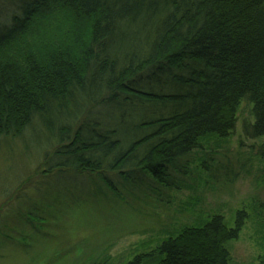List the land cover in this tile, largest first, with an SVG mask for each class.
I'll use <instances>...</instances> for the list:
<instances>
[{
  "label": "trees",
  "instance_id": "trees-1",
  "mask_svg": "<svg viewBox=\"0 0 264 264\" xmlns=\"http://www.w3.org/2000/svg\"><path fill=\"white\" fill-rule=\"evenodd\" d=\"M8 1L0 142L29 134L42 164L0 220V248L27 264L106 262L88 233L63 231L67 213L99 191L119 198V185L174 190L186 159L235 129L242 103L243 134L264 138V0ZM244 221L213 216L127 264H229Z\"/></svg>",
  "mask_w": 264,
  "mask_h": 264
},
{
  "label": "rangeland",
  "instance_id": "rangeland-1",
  "mask_svg": "<svg viewBox=\"0 0 264 264\" xmlns=\"http://www.w3.org/2000/svg\"><path fill=\"white\" fill-rule=\"evenodd\" d=\"M9 5L8 0H0V15L11 9ZM244 123H252L246 102L226 139L209 138L186 159L184 182L174 190L146 180L119 185L120 196L115 199L99 191L96 199L67 213L63 231L92 236L97 254L106 255L103 264H127L171 235L202 226L213 216L222 217L230 228L242 213L245 221L238 238L226 243L229 264H264V138L245 136ZM32 139L26 134L0 142V220L13 215L19 197L32 194L29 187L42 164L41 147ZM28 260L10 243L0 248V264H27Z\"/></svg>",
  "mask_w": 264,
  "mask_h": 264
}]
</instances>
